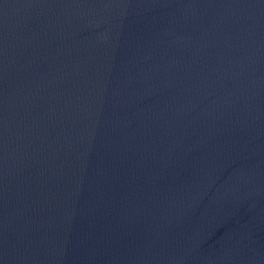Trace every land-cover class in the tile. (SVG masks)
Masks as SVG:
<instances>
[{
	"label": "water",
	"instance_id": "obj_1",
	"mask_svg": "<svg viewBox=\"0 0 264 264\" xmlns=\"http://www.w3.org/2000/svg\"><path fill=\"white\" fill-rule=\"evenodd\" d=\"M0 264H264V0H0Z\"/></svg>",
	"mask_w": 264,
	"mask_h": 264
}]
</instances>
